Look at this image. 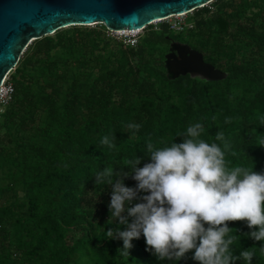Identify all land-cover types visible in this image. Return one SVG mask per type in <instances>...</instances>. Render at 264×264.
I'll return each instance as SVG.
<instances>
[{"label": "trees", "instance_id": "16d2710c", "mask_svg": "<svg viewBox=\"0 0 264 264\" xmlns=\"http://www.w3.org/2000/svg\"><path fill=\"white\" fill-rule=\"evenodd\" d=\"M212 6L188 15L192 27L183 31L167 22L147 26L134 46L108 37L103 26H73L26 48L0 114V264H199L194 249L179 261L157 259L143 235L131 241L129 256L118 252L123 240L107 232L126 225L110 219L112 189L98 187L95 173H130L123 183L135 188L125 160L138 157L143 167L151 162L149 141L157 148L182 143L180 134L195 123L205 142L222 149L227 142L229 167L264 173V0ZM171 40L201 52L226 78L168 80ZM129 123L140 125L135 134ZM219 131L223 141L215 139ZM105 135L115 137L114 148L101 145ZM227 223L237 235L233 254L250 249L251 264H264V241L247 235V222Z\"/></svg>", "mask_w": 264, "mask_h": 264}, {"label": "clouds", "instance_id": "9594fccd", "mask_svg": "<svg viewBox=\"0 0 264 264\" xmlns=\"http://www.w3.org/2000/svg\"><path fill=\"white\" fill-rule=\"evenodd\" d=\"M127 128L135 134L140 125L129 123ZM204 130L201 123H195L180 134L182 143L164 147H154L149 141L147 155L151 162L143 167H137L138 157L125 160L124 165L131 167L132 178L137 181L135 188L123 183L130 173L114 172L113 167L95 173L98 187L109 185L112 189L110 219L118 218L126 225L127 230L107 232L110 239L123 240L118 252L122 249V254L129 256L131 241L143 235L146 250L159 260L179 261L194 249L193 259L199 264H235L238 259L251 264L255 251L233 254L230 246L237 242V235L227 222L246 221L252 229L247 235L264 241V173L229 167L224 151L227 142L224 149L215 142H205L200 139ZM215 139L223 141V132L216 133ZM114 140V136L105 135L100 143L114 148ZM259 145H264V140ZM140 192L148 194L141 197ZM136 199L144 202L126 207ZM125 212L127 215H122ZM259 250L264 254V247Z\"/></svg>", "mask_w": 264, "mask_h": 264}, {"label": "water", "instance_id": "95a60500", "mask_svg": "<svg viewBox=\"0 0 264 264\" xmlns=\"http://www.w3.org/2000/svg\"><path fill=\"white\" fill-rule=\"evenodd\" d=\"M215 0H0V85L35 40L73 26L137 31L154 22L189 14ZM220 29L226 23L218 20ZM168 80L189 76L217 82L227 73L204 61L188 44L171 40L164 57Z\"/></svg>", "mask_w": 264, "mask_h": 264}, {"label": "built area", "instance_id": "2783aa9c", "mask_svg": "<svg viewBox=\"0 0 264 264\" xmlns=\"http://www.w3.org/2000/svg\"><path fill=\"white\" fill-rule=\"evenodd\" d=\"M186 15L187 14L169 17V18L173 19V21L170 22V28L174 29L176 31H183L185 28H191L192 27L191 24H187L185 21ZM182 17H184V18H182ZM169 18H166V19H169ZM166 19H164V20H166ZM142 30L143 29L137 30L135 33H123L124 31L106 30V34L108 37H111V38H114L118 41H121L122 43H124L126 45L134 46L137 42L138 37H139V33ZM125 31H127V30H125ZM128 32H131V31H128ZM11 72L12 71H10L5 76V78L3 79V81L0 85V114L4 111L5 106L8 105V103L11 101L12 96H13L14 87H13L12 83L10 82Z\"/></svg>", "mask_w": 264, "mask_h": 264}, {"label": "rangeland", "instance_id": "374dc122", "mask_svg": "<svg viewBox=\"0 0 264 264\" xmlns=\"http://www.w3.org/2000/svg\"><path fill=\"white\" fill-rule=\"evenodd\" d=\"M213 2H214V1H213ZM213 2H212V3H213ZM212 3L206 5L205 7L210 8V10L213 11ZM188 15H190V14H187V15L185 16V18H186ZM182 18H184V17H182ZM172 21H173V19H172V18H169V19H166V20H163V21H158V22L152 23L151 25H153V26H157L159 23H162V22L170 23V22H172ZM96 26H100V25H93V26H91V27H89V28H94V27H96ZM225 27H226V25H225ZM142 32H143V30L139 33V35L142 34Z\"/></svg>", "mask_w": 264, "mask_h": 264}, {"label": "bare ground", "instance_id": "6f19581e", "mask_svg": "<svg viewBox=\"0 0 264 264\" xmlns=\"http://www.w3.org/2000/svg\"><path fill=\"white\" fill-rule=\"evenodd\" d=\"M136 31H134V32H128V31H124L123 33H135Z\"/></svg>", "mask_w": 264, "mask_h": 264}, {"label": "flooded vegetation", "instance_id": "af4514ba", "mask_svg": "<svg viewBox=\"0 0 264 264\" xmlns=\"http://www.w3.org/2000/svg\"><path fill=\"white\" fill-rule=\"evenodd\" d=\"M218 21V20H217ZM170 44V43H169Z\"/></svg>", "mask_w": 264, "mask_h": 264}]
</instances>
